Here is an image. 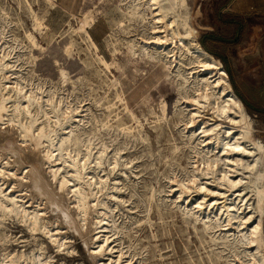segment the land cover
Instances as JSON below:
<instances>
[{"label":"bare ground","instance_id":"bare-ground-1","mask_svg":"<svg viewBox=\"0 0 264 264\" xmlns=\"http://www.w3.org/2000/svg\"><path fill=\"white\" fill-rule=\"evenodd\" d=\"M44 1L55 5L54 0ZM190 1L117 0L118 4L115 3L124 17L117 29L133 33L126 45L131 50L132 63L150 62L157 67L159 81L175 86L174 107L179 122L184 125L182 131L187 137L185 145L189 148L191 170L186 172V178L172 185L179 194L174 203L190 214L195 224H201L210 248L221 245L219 252L209 256L210 263L223 260L225 264H264V143L257 137L254 119L234 92L222 62L199 43L198 30L192 24ZM96 18L85 13L72 28L73 33H84L94 62L113 74L111 63L123 51L117 42H111L114 60L109 62L101 55L87 30ZM41 19L38 16L35 20L36 30L43 25ZM74 45L70 40L65 43L66 56H70L67 47ZM8 57L6 48L0 49V120L6 115V120L17 126L21 146L31 143L35 152L43 149V165H47L52 176L49 203L57 218L71 227L77 223L74 231L81 233L88 229L93 213L94 244H98L93 254L106 258L101 264H132L131 260L124 262L125 253L111 245L117 241L108 234L112 231V210L101 198L119 200L115 192L120 188L116 182L110 184L108 176L105 179L97 172L106 171L107 164L108 173H114L120 166L133 162L121 161L124 158L121 152L127 147L114 146L117 136L110 134L121 130L145 141L147 138L140 134L143 124L124 102L127 114L137 122V134L121 118L115 125L103 123L105 135H110L109 142L100 134L90 133L91 130L88 133L85 114L69 106L65 108L51 94L44 99L43 92L25 89L23 78L16 75ZM103 82L113 88L120 83L117 78ZM179 150V146H174V153ZM21 161L19 156L18 162ZM36 170L31 172L35 174ZM30 184L45 193L46 184L36 178L31 181L26 167L20 169L13 164L12 156L0 154V247L11 242L10 235L1 227L6 228L4 222L16 217L32 232L45 234L58 251L70 253L67 237L59 227L52 228L55 222L45 219L47 212L41 207L46 203L30 195L27 199L26 189ZM16 187L20 189L15 191ZM190 192L200 195L201 200L195 203L189 198L185 200L184 195ZM60 200L64 201L63 205ZM194 229L198 230L196 225ZM40 245L43 249V244ZM6 247L0 249V264H51L50 256L45 257V253L26 256L25 252L8 251Z\"/></svg>","mask_w":264,"mask_h":264},{"label":"rangeland","instance_id":"rangeland-1","mask_svg":"<svg viewBox=\"0 0 264 264\" xmlns=\"http://www.w3.org/2000/svg\"><path fill=\"white\" fill-rule=\"evenodd\" d=\"M223 1H190L192 24L198 30L199 43L201 36L209 31L234 38L236 27L223 25L216 18V9ZM115 2L118 4L117 0H76L70 3L54 0L55 5L50 6L44 0H0V49L6 48L9 62L14 65L12 69L23 78L25 89L43 92L44 99L51 94L56 102L62 101L65 108L69 106L85 114L88 133L91 130L90 133L100 134L108 142L109 136L115 135L117 141L114 146L126 145L127 148L121 152L124 156L121 161L133 162L120 166L114 173H108L110 167L107 164L104 165L106 171L97 172L105 179L108 176L110 184L116 182L120 188L115 192L119 200L106 196L101 198L112 210V231L108 234L117 240L111 245L125 253L123 261L131 260L132 264H211L209 256L219 252L221 245L215 244L211 249L201 224H195L193 217L174 203L179 194L172 185L186 178V172L191 170L189 148L185 145L187 137L182 131L184 125L179 122L180 117L174 107L177 98L175 86L159 81L157 67L150 62L132 63L131 50L126 45L133 33L117 29L118 22L124 17ZM224 11L240 15L244 24L239 29L236 42H209L225 62L212 55L222 62L236 95L241 100L243 97L253 109L264 110V0H230ZM85 13L97 17L87 30L91 36L95 34L102 39L101 44L94 40L101 55L109 62L114 60L109 47L111 42H117L123 51L111 63L113 74L94 62L84 33H73L72 28L78 25L79 18ZM38 16L43 23L40 30L35 29ZM69 40L75 45L67 47L68 57L63 47ZM109 78H117L120 83L115 88L108 87L103 81ZM124 102L143 124L140 134L147 138L145 141L121 130L105 135L103 123L115 125L120 118L137 134V122L127 114ZM245 107L254 119L257 137L264 143V116ZM6 119L4 115L0 120V154L12 156L16 167H26L31 181L36 178L46 184L45 193L30 184L26 189L27 199L33 196L35 200L46 203L41 207L47 212L45 219L55 222L52 228L59 227L71 248L70 253L58 251L45 234L32 232L26 224L13 217L4 222L6 228L1 227L10 235L11 244H5L7 247L2 245L0 249L6 247L8 251L25 252L26 256L42 252L45 257H51H48L51 264L105 262L106 258L93 254L98 245L94 244V214H91L88 229L81 233L74 231L77 223L71 227L70 223L57 218L49 203L52 176L47 165H43V149L35 152L31 143L21 146L17 126ZM176 145L180 150L174 153ZM114 146L108 150L111 151L109 157ZM19 156H22L21 163L18 162ZM36 168L38 171L33 174L31 171ZM17 188L15 191L20 189ZM188 198L193 203L201 200L195 192L184 195L185 200ZM63 202L60 200L61 205ZM40 244H43V249H40ZM215 264L225 262L220 260Z\"/></svg>","mask_w":264,"mask_h":264},{"label":"trees","instance_id":"trees-1","mask_svg":"<svg viewBox=\"0 0 264 264\" xmlns=\"http://www.w3.org/2000/svg\"><path fill=\"white\" fill-rule=\"evenodd\" d=\"M229 3H230V0H225L218 5V7L216 9V18L219 21V23H221L223 25H227V26L233 25L236 27L237 32H236L234 38L224 37V36L219 35L218 33L214 32V31L206 32L200 38V43L203 46V48L207 52L218 56L223 62H225L224 58L214 50V48L210 45L209 42H212V43H214V42H216V43L236 42L238 39V35H239V33H238L239 29L244 24V20L240 15L224 11L227 8V6L229 5ZM228 72H229V74H231V71L229 69H228ZM241 98L250 111H256L257 113H260L261 115L264 116V110L263 109H260V108L253 109V107L243 97H241Z\"/></svg>","mask_w":264,"mask_h":264},{"label":"crops","instance_id":"crops-1","mask_svg":"<svg viewBox=\"0 0 264 264\" xmlns=\"http://www.w3.org/2000/svg\"><path fill=\"white\" fill-rule=\"evenodd\" d=\"M56 2H76V0H55ZM92 37L94 38V40L96 41L97 44H101L102 39L100 37H97L95 34H92Z\"/></svg>","mask_w":264,"mask_h":264}]
</instances>
